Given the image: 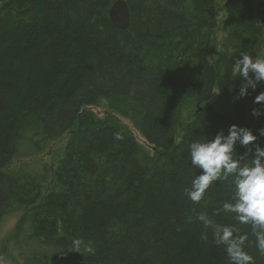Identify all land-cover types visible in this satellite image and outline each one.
<instances>
[{
  "label": "trees",
  "instance_id": "trees-1",
  "mask_svg": "<svg viewBox=\"0 0 264 264\" xmlns=\"http://www.w3.org/2000/svg\"><path fill=\"white\" fill-rule=\"evenodd\" d=\"M115 1L0 0V222L30 208V236L52 250L35 264H229L196 218L205 213L247 233L244 250L264 264L250 229L223 211L233 177L214 182L199 204L186 195L203 174L191 165L193 142L237 126L257 137L253 153L264 148V104L254 103L264 82L240 97L245 81L231 77L241 53L264 59V0H223L219 44L215 0H123L124 31L109 21ZM101 106L104 117L87 109ZM65 135L55 190L9 170ZM247 151L237 143L233 155ZM74 239L94 254L74 252Z\"/></svg>",
  "mask_w": 264,
  "mask_h": 264
},
{
  "label": "clouds",
  "instance_id": "clouds-1",
  "mask_svg": "<svg viewBox=\"0 0 264 264\" xmlns=\"http://www.w3.org/2000/svg\"><path fill=\"white\" fill-rule=\"evenodd\" d=\"M241 56L242 59H237L232 66L231 77H242L245 81L239 93L240 97H244L249 88L255 90L259 82H264V59L253 60L247 53H241ZM250 73L254 78H250ZM254 103L264 104V93L258 95ZM260 114L258 110H253L254 116ZM259 134L264 137V129ZM114 138L123 139L119 133ZM256 140L257 137L250 130L232 126L227 137L221 132L212 142H193L189 147L191 165L202 170L203 174L192 181L191 189L186 190V195L193 204H199L214 182L221 179L227 181L229 177H233L232 202L223 203V211L233 214L239 225L250 229L255 238V247L259 255L264 257V148L256 146L254 153L248 148ZM237 143L248 149L239 158L233 155ZM249 154L254 155L251 162L247 160ZM241 161H244L243 166ZM196 218L205 230L212 229L213 242L217 247L224 248L229 264H255L253 257L244 250L249 239L247 233L240 234L238 227L217 225L205 213L197 214ZM201 239L207 241V234L202 235ZM81 247L85 252L94 254L91 242L85 244L80 239H74L73 251L79 253Z\"/></svg>",
  "mask_w": 264,
  "mask_h": 264
},
{
  "label": "rangeland",
  "instance_id": "rangeland-1",
  "mask_svg": "<svg viewBox=\"0 0 264 264\" xmlns=\"http://www.w3.org/2000/svg\"><path fill=\"white\" fill-rule=\"evenodd\" d=\"M216 3V20L215 28V44H219L226 34L223 26L225 13L222 9L223 0H215ZM208 59L211 63L215 60V54L210 52ZM212 102L217 95L213 92ZM192 104L185 111V118L194 110ZM97 117H104L107 114L105 107H87ZM120 120L130 129L138 144L150 151L143 138L135 131V129L124 119ZM67 136H63L59 140L53 141L46 145L43 154L32 158H21L9 167L12 172H18L20 176L31 175L26 179L33 178L42 182V186L46 191L55 190L52 182L53 169L57 160L62 156ZM30 209V208H29ZM29 209L24 207H14L3 217L0 222V264H35L39 261H49L48 258L52 254V250L48 249L43 243L36 238L30 236L29 222L26 213Z\"/></svg>",
  "mask_w": 264,
  "mask_h": 264
},
{
  "label": "water",
  "instance_id": "water-1",
  "mask_svg": "<svg viewBox=\"0 0 264 264\" xmlns=\"http://www.w3.org/2000/svg\"><path fill=\"white\" fill-rule=\"evenodd\" d=\"M109 21L118 30L124 31L129 26V13L123 0H116L108 12Z\"/></svg>",
  "mask_w": 264,
  "mask_h": 264
},
{
  "label": "bare ground",
  "instance_id": "bare-ground-1",
  "mask_svg": "<svg viewBox=\"0 0 264 264\" xmlns=\"http://www.w3.org/2000/svg\"><path fill=\"white\" fill-rule=\"evenodd\" d=\"M152 150L154 151V148Z\"/></svg>",
  "mask_w": 264,
  "mask_h": 264
}]
</instances>
